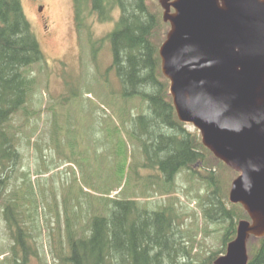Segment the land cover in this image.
Instances as JSON below:
<instances>
[{"label":"trees","instance_id":"trees-1","mask_svg":"<svg viewBox=\"0 0 264 264\" xmlns=\"http://www.w3.org/2000/svg\"><path fill=\"white\" fill-rule=\"evenodd\" d=\"M148 1L83 0L86 12L82 20L86 23L78 21L79 34L91 30L88 24L91 17H96L100 23H114L112 31L101 39L111 46L113 62L108 72L114 70L124 101L138 98L148 105L147 110L126 117L130 119L127 132L136 141L142 156V162L135 166V177L146 180L143 199L172 193L178 175L186 171L194 178L200 173L195 168L204 169L208 174L202 178L207 180L212 191L207 200L209 205L203 206V210L210 223L225 225L224 253L236 238L239 222L250 221L242 205L228 201L229 188L226 190L225 179L218 170L237 173L204 146L199 133L187 130L186 124L179 120L159 54L166 37L163 30L165 32L169 24L160 20L158 13L150 11ZM157 5L161 7L159 2ZM117 11L119 15L114 19ZM35 66L43 70L47 68V60L22 1L0 0V214L11 242L7 249L9 256L3 258V262L30 264L37 259L47 264L46 259L42 261L38 244L46 229L49 253L55 264H193L194 242L190 245L193 240H187L182 229L184 216L176 208L164 206L153 210L143 205L138 197L112 198L111 193L119 182L107 194L95 198L87 196L75 178L67 188L61 189L56 178L63 174L64 169L60 167L67 157L63 146L68 140L63 142L57 118L53 117V126L47 131H50L51 151L57 154L56 162L46 164L43 159L42 169L32 172L30 168L24 171L17 168L22 161V146H31L30 138L33 139L38 131V126L32 125L25 131L30 116L36 113L29 109L31 98L39 90ZM49 110L56 111V106L51 105ZM20 111L26 118L23 123L16 124ZM58 168L61 171L55 172ZM144 169L158 171L159 175L144 176ZM33 176L36 178L32 179ZM62 193L66 195L63 202L56 198ZM69 197H74L75 202H70ZM50 198H53L51 204ZM97 199L101 201L100 212L91 202ZM42 207L45 208L43 215ZM83 213L87 224L78 230L79 234L74 229V221L81 219ZM63 216L67 223L68 248L65 250L62 246V250H58L50 227L55 220L62 245ZM247 248L248 264H264V237L251 236ZM219 256L213 253L202 264H213Z\"/></svg>","mask_w":264,"mask_h":264},{"label":"rangeland","instance_id":"rangeland-1","mask_svg":"<svg viewBox=\"0 0 264 264\" xmlns=\"http://www.w3.org/2000/svg\"><path fill=\"white\" fill-rule=\"evenodd\" d=\"M21 1L25 15L45 54L47 68L41 70L39 66L34 67L39 90L31 98L29 109L36 113L30 116V124L25 131L32 126H38V131L33 139L30 138L31 146L28 148L22 146V161L17 168L22 171L30 168L32 172L42 169L41 164L45 165L42 163L43 159L46 164L56 162L57 154L56 151H51L52 145L48 134L50 131H47L53 126V117L57 118L61 138L63 142L68 140L63 146V150L67 153V157L62 161L64 165L60 167L64 169L63 174L56 178L61 189L67 188L75 178L84 193L95 198L107 194L108 190L115 188L119 182L117 189L111 193L112 198L137 199L138 197L143 205H148L150 209L157 210L164 206H172L184 216L185 223L182 229L187 240H193L190 245L194 242L193 264H202L213 253L222 255L225 248L223 245L225 225L210 223L203 210V206L207 208L209 205L207 200L212 191L207 180L202 178L208 174L204 169L195 168L200 173L194 178L186 171L178 175L172 193L163 196L156 194L154 197L143 199L146 180L135 177V166L139 165L138 162H142V156L141 153L139 154L136 141L130 138L127 132L126 127H130V119L128 121L126 117L132 113L135 114L132 116H136L147 110L148 105L138 98L133 99L132 102L124 101L120 94L122 87L114 70L108 72L113 62L111 46L108 41L101 39L112 31L114 23H100L96 17H91L88 20L91 30L77 35L71 0ZM157 2L159 0H149L148 5L150 11L158 13L159 19L162 20L163 11L158 7ZM118 15V11L114 12V19H117ZM82 22L86 23L84 19ZM168 30L169 26L165 32L163 30V33L167 34ZM51 105L56 106V111L49 110ZM25 118V113L20 111L16 115V124L23 123ZM186 129L198 133L191 124H186ZM38 132L41 134L38 135ZM55 170L58 172L60 169ZM218 172H222L225 179L223 184L226 190L229 188L230 194L232 182L237 174L226 169L222 171L220 169ZM143 174L148 177L158 176L159 172L144 169ZM65 197L66 195L62 193L56 198L63 202ZM69 201L74 203V197H69ZM48 202L53 203V198ZM91 202L96 211L100 212L101 201L97 199ZM224 202L229 206L228 202ZM83 205L86 206L87 203L84 202ZM45 208L40 209L41 215L45 212ZM62 208L61 205L60 209L63 211ZM81 215V219L74 221V229L77 231L87 224L84 213ZM61 225L62 245L58 240L59 229L55 220L50 227L53 229L51 233L55 237L56 248L62 250L63 246V249L67 250V223L64 216ZM46 234L45 229L43 239L38 243L42 261L46 259L47 264H55V259L49 253L50 244ZM10 245V238L6 236L0 214V251L4 254L0 256V264H5L3 258L9 256L10 250L7 249ZM30 264H41V262L33 259Z\"/></svg>","mask_w":264,"mask_h":264},{"label":"water","instance_id":"water-1","mask_svg":"<svg viewBox=\"0 0 264 264\" xmlns=\"http://www.w3.org/2000/svg\"><path fill=\"white\" fill-rule=\"evenodd\" d=\"M170 23L161 68L179 120L240 173L230 201L251 222L213 264H248L251 236L264 237V0H160ZM174 10V12H172Z\"/></svg>","mask_w":264,"mask_h":264},{"label":"flooded vegetation","instance_id":"flooded-vegetation-1","mask_svg":"<svg viewBox=\"0 0 264 264\" xmlns=\"http://www.w3.org/2000/svg\"><path fill=\"white\" fill-rule=\"evenodd\" d=\"M71 1H72L73 13H74L75 30H76V33L78 35L79 34V30H80V26L77 23H78V21L80 19L82 20L83 13L86 12V9H85L83 0L82 1H80V0H71Z\"/></svg>","mask_w":264,"mask_h":264},{"label":"bare ground","instance_id":"bare-ground-1","mask_svg":"<svg viewBox=\"0 0 264 264\" xmlns=\"http://www.w3.org/2000/svg\"><path fill=\"white\" fill-rule=\"evenodd\" d=\"M195 130H196V129H195ZM195 130H194V131H195ZM198 165H200V164H198ZM194 168H195V166H194ZM194 172H195V170H194ZM223 243H224V242H223Z\"/></svg>","mask_w":264,"mask_h":264}]
</instances>
